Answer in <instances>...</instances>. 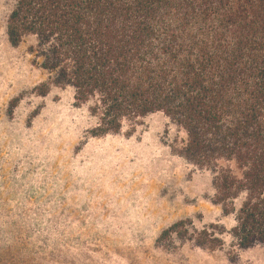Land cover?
<instances>
[{"label":"trees","instance_id":"1","mask_svg":"<svg viewBox=\"0 0 264 264\" xmlns=\"http://www.w3.org/2000/svg\"><path fill=\"white\" fill-rule=\"evenodd\" d=\"M5 35L31 42L40 96L72 90L91 137L167 120L170 152L210 174L233 216L227 232H192L197 247L223 248L226 233L233 256L264 248V0H13Z\"/></svg>","mask_w":264,"mask_h":264},{"label":"rangeland","instance_id":"2","mask_svg":"<svg viewBox=\"0 0 264 264\" xmlns=\"http://www.w3.org/2000/svg\"><path fill=\"white\" fill-rule=\"evenodd\" d=\"M13 0H0V264H264V248L231 255L197 247L210 225L228 231L209 173L170 152L160 114L93 138L95 121L72 90L37 88L45 73L31 42L5 35ZM185 222L188 233L161 239Z\"/></svg>","mask_w":264,"mask_h":264}]
</instances>
